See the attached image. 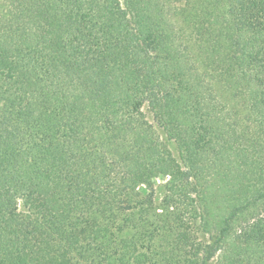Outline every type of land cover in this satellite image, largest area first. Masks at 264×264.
<instances>
[{
    "label": "trees",
    "instance_id": "trees-1",
    "mask_svg": "<svg viewBox=\"0 0 264 264\" xmlns=\"http://www.w3.org/2000/svg\"><path fill=\"white\" fill-rule=\"evenodd\" d=\"M0 54L9 66L0 78V247L10 260L49 264L51 249L88 253L89 264H196L188 255L202 244L187 229L195 219L212 238L203 264H264V0H0ZM130 79L138 83L130 102L146 96L168 142L160 148L154 128L139 126L132 145L115 144L116 156L140 169L137 184L158 170L180 176L181 205L169 213L176 223L163 227L153 262L136 254L147 226L118 242L110 224L87 213L85 186L72 187L87 129L98 131L99 116L115 112L118 89L126 93ZM193 105L215 144L214 161L186 137ZM52 106L68 110L62 142L48 130L62 125ZM27 120L38 123L34 133ZM152 151H168L171 160L150 169L143 153ZM32 183L19 211L18 195ZM120 195L102 205H119ZM83 218L98 222L81 232L88 246L74 227Z\"/></svg>",
    "mask_w": 264,
    "mask_h": 264
},
{
    "label": "rangeland",
    "instance_id": "rangeland-1",
    "mask_svg": "<svg viewBox=\"0 0 264 264\" xmlns=\"http://www.w3.org/2000/svg\"><path fill=\"white\" fill-rule=\"evenodd\" d=\"M104 43V41L99 43L102 44V50ZM101 49L99 52H102ZM3 62V56L0 54V78L9 76V66ZM124 83L127 84L128 89L126 93H122L121 89H118L117 105L114 108L116 113L112 111L103 112L102 115L99 116V121L97 122V126L99 127L98 131H92L90 127L87 129V137H85V139L82 141V148L83 153L86 155L84 158H89L91 161V168L87 167V161L81 157L79 161L82 162V168L79 170V172H70V174L73 173L74 177L80 178L78 179L80 182L75 180L72 184V187L73 189H76L78 185L85 186L83 199L87 201L88 209H91L88 210L87 213L101 224H110V227L118 235V242H124L123 240L127 237V230L131 231L132 233H139L140 229L142 228V224L147 226L149 231L146 234V238L139 239L138 246L140 245V248L136 254L148 253L151 255V261L153 262L157 258L153 254L160 253L158 246L163 227L171 230L176 223L175 217L171 214L173 216L172 217L169 213L174 210L173 207L177 206L178 204L181 205L177 202L181 199V187L180 185H175L177 182L176 178H180V176H176L174 170L167 171V173L163 175L160 173L157 174L158 172H161V170H158L153 179L150 181H139L137 184L134 180L137 178L138 172L140 173V169L137 171L136 168H130V164L128 167H125L121 163V160L116 156L113 149L115 144H117V142L123 143L128 140L126 144L129 146L132 145L130 138L134 136L135 131L139 126L150 127L151 129L154 128L160 137V148H162L161 145L164 146L168 142L167 136L162 130L161 123L155 119L153 116L154 114L150 112L148 108L146 96H141L140 99L134 104L130 102L132 98L129 96V94L136 93L135 90L137 89L138 83H135L133 79L124 81ZM13 90V88H9L7 92L12 93ZM191 108L192 109L187 111V120H185L186 137L192 142L194 146H197L202 151V154L206 155L210 160L213 159L214 161L215 150H212V146H215V144L211 142L210 137L208 136L205 118H203L201 114L197 112V109H195L194 105ZM49 113L52 114L53 118L57 121L56 125H59V120L62 121L60 128L56 127L55 129H52L51 127H48V130L57 132L59 141L62 142L60 133L58 131H69V128L66 127L69 125V122L68 124H65L66 121H68V110L67 108H64V111H62L52 106V109ZM28 118H30V115ZM27 122V125L33 124L30 129L34 133L33 129L38 123H30L28 120ZM121 126L122 129H120ZM130 128H132V131H130L128 138L126 135ZM43 130L44 132H47L46 127ZM104 134H108L109 137L111 135H115L117 138L112 141H110L109 138L104 140ZM38 138L40 139L41 136ZM72 144L74 145V142ZM170 150H174L175 152L173 145L170 146ZM70 153L71 150H67L66 157L68 156L69 159H71L72 155ZM143 158L147 160V164L150 169H153L155 166L160 168L163 164V160H171L168 151L164 153V157L157 153V151H152L151 153L147 154L146 157L143 153ZM69 162H71V160ZM1 164L5 165L6 162L4 161ZM8 173L9 169L6 174ZM142 182L146 184H152L147 188L146 185H139ZM28 186L29 187L26 189V192L22 189L23 191L18 195L19 211L22 210L21 198L25 193H27V191L35 188V183H32ZM123 187H127L129 191L133 193L131 197L126 196V194L120 195V193L123 192ZM116 195L124 196V198L114 199L119 200V205L113 206V200L112 205H102L103 200H111ZM124 200L126 202H124ZM186 203L187 201L185 204ZM71 207L74 214L75 210L73 209V206ZM141 209L143 211H140ZM138 218H140L142 221H139ZM81 223L83 224L80 226ZM97 223H85V219L83 218L82 221H79L76 223V225H74L75 228L80 230L82 237L80 246H88L91 242V240L84 238L81 232L85 233V236H87L88 232L92 229V227H96ZM198 224L199 222L195 219L190 220L189 224H187V229L191 232L189 235L196 236L197 242L202 244V246H196L194 251L188 256L191 255L193 257H197L198 259L196 264H203L204 258L208 257L206 256V243L212 245V238L209 237V235H206L200 229ZM140 235L141 234L138 236ZM176 235L177 234H175V236ZM145 245L148 246V249H144ZM49 252L52 253V256L54 257L50 260L49 264H89L90 262V254L88 253H82L84 254L83 256L79 253L60 254V252H54L51 249ZM121 255L122 254H118L117 257L120 259ZM225 256L226 254L224 251H218L215 255V257L221 258H224ZM132 262L133 264H137L134 263V260H132ZM106 263L111 262L110 260H106L104 261V264ZM0 264H16L10 260L9 253L2 247H0ZM150 264L152 263L150 262ZM207 264L222 263L220 262V259H218ZM246 264L252 263L247 262Z\"/></svg>",
    "mask_w": 264,
    "mask_h": 264
}]
</instances>
